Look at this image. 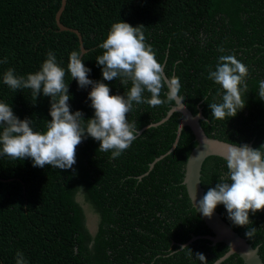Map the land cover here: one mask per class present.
Wrapping results in <instances>:
<instances>
[{
  "label": "trees",
  "instance_id": "trees-1",
  "mask_svg": "<svg viewBox=\"0 0 264 264\" xmlns=\"http://www.w3.org/2000/svg\"><path fill=\"white\" fill-rule=\"evenodd\" d=\"M60 3L0 0V58H8L0 64V73L9 67L21 75L34 72L50 49L67 67L69 53L80 51V44L75 34L57 28ZM119 19L145 27L146 42L164 66L165 78L181 82V101L192 115L201 112L204 119L199 123L206 136L253 148L264 144V102L256 95L257 81L264 79V0H66L59 21L79 32L90 79L101 77L95 62L103 51L98 44ZM221 54H234L249 68L248 91L242 96L246 105L223 121L214 119L208 107L214 98L218 100L219 86L207 78ZM65 82L71 110L91 117L93 110L86 101L90 88L79 89L67 73ZM105 83L110 95L123 94L118 80ZM163 90L167 92L166 84ZM162 99L167 101V96ZM0 100L11 104L20 119L32 118L38 131L50 119L49 98H35L29 89L13 92L0 83ZM172 105L141 104L126 114L136 121L139 136L116 159L99 151L91 138L76 146L74 171L33 167L27 158L0 157V264H14L18 250L29 264H192L189 250L181 245L192 237L212 235L182 184L194 137L184 127L167 154L182 115L173 112L163 123L148 127L159 123ZM225 171V160L207 157L200 171L203 192ZM83 206L96 216L94 233L85 224ZM215 212L247 239L245 228L232 226L222 205ZM250 220L246 227L257 231L247 242L258 248L264 263V210L250 214ZM186 246L193 253L202 252L209 264L228 250L224 244L211 246L200 238ZM221 264L243 262L232 255Z\"/></svg>",
  "mask_w": 264,
  "mask_h": 264
},
{
  "label": "clouds",
  "instance_id": "clouds-1",
  "mask_svg": "<svg viewBox=\"0 0 264 264\" xmlns=\"http://www.w3.org/2000/svg\"><path fill=\"white\" fill-rule=\"evenodd\" d=\"M144 28L142 24L132 26L121 19L111 24L106 38L98 44L102 54L95 58L100 79L89 78L91 69L85 66L83 53L78 50L69 53L66 68L58 63L55 52L50 49L34 72L21 75L9 67L0 73V83L11 91L29 89L35 98L48 97L50 117L45 120L43 130L38 131L32 118L20 119L11 104L0 100V157L27 158L33 167L47 165L74 171L76 146L91 138L98 142L99 151L110 152L109 159H116L139 136L136 121L126 117L135 106L147 104L157 108L182 102L179 80H171L167 92L163 90L164 66L155 58L152 45L146 42ZM219 51L223 53L224 49ZM7 60V56L0 58V64ZM66 73L71 80L75 79L79 89L90 88L86 101L93 110L91 117L85 119L81 110H71L72 96L69 83L65 82ZM248 75V66L234 54L219 55L214 70L209 67L207 78L219 86L218 100L214 98L208 103L214 119L233 118L243 110L246 101L242 96L248 91ZM114 79L124 88L123 94H109L110 86L105 81ZM257 83L256 95L264 102V79ZM165 95L167 101L162 99ZM224 160L226 171L193 205L206 218H211L217 206L222 205L230 224L245 228L244 236L250 240L257 231L253 226L246 227L252 224L250 214L254 216L264 210V144L258 148L247 143L226 144ZM181 248L189 250L192 264H209L202 252L193 253L186 245ZM223 258L217 257L212 264H221ZM14 264H29V261L18 250Z\"/></svg>",
  "mask_w": 264,
  "mask_h": 264
},
{
  "label": "water",
  "instance_id": "water-1",
  "mask_svg": "<svg viewBox=\"0 0 264 264\" xmlns=\"http://www.w3.org/2000/svg\"><path fill=\"white\" fill-rule=\"evenodd\" d=\"M65 3L66 0H61L60 7L55 15L57 28L59 31H69L75 34L79 39L80 51L84 54L86 51L82 47L79 32L66 28L59 21ZM170 81L165 78L164 82L167 88L170 87ZM173 112H179L182 115V120H180L177 125V129L175 131V140L167 154L176 147L182 129L184 127H188L194 137L195 146L192 148L186 160L182 184L185 187L186 194L192 208L194 209L198 217L202 220L207 229L212 233V235L192 237L191 240L185 245L199 238L206 239L210 242L211 246L221 243L227 247L228 250L223 255L224 258L221 263L230 256L236 255L242 260L243 264H264L258 255V248H253L247 242V239L242 238L237 233H235L231 229V227L221 219L220 215L217 212H214L211 218L202 217L200 213L196 211V208L193 205V201L199 199L204 195L203 189L200 186V171L204 160L210 156L219 157L224 160V148L225 145L229 143L206 136L199 123L200 120L204 119L201 112L198 111L196 115H192L182 102L174 103V105H172L167 111L165 117L159 123L153 124L152 126L155 127L163 123L171 116ZM180 125H182V129ZM249 146H251V144H249ZM162 157L164 156L155 159L154 162L150 165V169L153 167V164Z\"/></svg>",
  "mask_w": 264,
  "mask_h": 264
},
{
  "label": "rangeland",
  "instance_id": "rangeland-1",
  "mask_svg": "<svg viewBox=\"0 0 264 264\" xmlns=\"http://www.w3.org/2000/svg\"><path fill=\"white\" fill-rule=\"evenodd\" d=\"M78 200H80V197H78ZM83 211L85 215V224L87 228L89 229V231L91 233H94L96 230V216L86 206H83Z\"/></svg>",
  "mask_w": 264,
  "mask_h": 264
}]
</instances>
